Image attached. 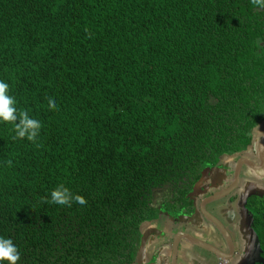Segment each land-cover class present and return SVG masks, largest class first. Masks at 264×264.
I'll list each match as a JSON object with an SVG mask.
<instances>
[{
    "label": "trees",
    "instance_id": "1",
    "mask_svg": "<svg viewBox=\"0 0 264 264\" xmlns=\"http://www.w3.org/2000/svg\"><path fill=\"white\" fill-rule=\"evenodd\" d=\"M0 79L42 122L36 143L0 123V235L22 247L17 264H132L160 205L184 201L206 166L253 143L264 9L0 0ZM62 183L87 202H51Z\"/></svg>",
    "mask_w": 264,
    "mask_h": 264
},
{
    "label": "flooded vegetation",
    "instance_id": "2",
    "mask_svg": "<svg viewBox=\"0 0 264 264\" xmlns=\"http://www.w3.org/2000/svg\"><path fill=\"white\" fill-rule=\"evenodd\" d=\"M263 124L264 120L258 127ZM252 146L225 154L216 165L206 166L184 201L176 204L171 200L169 209L167 203L160 205L159 218L146 221L142 227V235L148 232L143 264H173V258L174 264H181V256L189 253L193 254L191 264H264V192L241 191L247 166L264 167V147ZM229 187L227 194L212 198ZM162 196L161 202L164 193ZM211 217L221 222L229 236ZM177 235L181 236L175 246ZM188 235L211 244L216 251L192 243ZM132 264H138L137 255Z\"/></svg>",
    "mask_w": 264,
    "mask_h": 264
},
{
    "label": "clouds",
    "instance_id": "3",
    "mask_svg": "<svg viewBox=\"0 0 264 264\" xmlns=\"http://www.w3.org/2000/svg\"><path fill=\"white\" fill-rule=\"evenodd\" d=\"M252 4L258 8L264 9V0H251ZM49 104L52 107L57 106L55 96L49 97ZM19 121V122H17ZM11 122L14 124L15 138L24 139L36 143L42 128V122L29 115L27 109L18 108V101L11 94L10 84L0 79V123ZM8 166L12 165L11 160L6 161ZM73 201L85 204L86 198L80 194H74L72 190L60 184L51 193V202L71 206ZM23 254L22 247L14 241L13 238L0 235V264H17Z\"/></svg>",
    "mask_w": 264,
    "mask_h": 264
},
{
    "label": "crops",
    "instance_id": "4",
    "mask_svg": "<svg viewBox=\"0 0 264 264\" xmlns=\"http://www.w3.org/2000/svg\"><path fill=\"white\" fill-rule=\"evenodd\" d=\"M264 134V124L261 127H258L254 131V142L252 147H258L261 143V138ZM253 148V149H254ZM259 152V151H258ZM255 158V160H258L257 158V152H254L252 154ZM264 165V162L262 163ZM246 168V167H245ZM251 168V169H249ZM246 170V177L241 182V191H247L248 190H260L264 192V167H256V166H247ZM252 185H255L256 187L253 188ZM193 257L192 253H189V255H182L180 262L181 264H191V258Z\"/></svg>",
    "mask_w": 264,
    "mask_h": 264
},
{
    "label": "water",
    "instance_id": "5",
    "mask_svg": "<svg viewBox=\"0 0 264 264\" xmlns=\"http://www.w3.org/2000/svg\"><path fill=\"white\" fill-rule=\"evenodd\" d=\"M260 142H261V143L259 144V147H264V134H263V136H262ZM238 168H239V167H238ZM237 172H238V170H237ZM237 172H236V177H235L234 184H236V181H237V180H236L237 175H238ZM231 188H232V187H229V188H226V189L221 190V192H219V193L213 195L212 198L215 199V198H217V197H220L221 195L227 194L228 192H230ZM211 219H212V220H213V221L219 226V228L224 232L225 235L229 236L228 233H227V231L225 230V228H224L223 225L221 224V222H219V221L216 220V219H213L212 217H211ZM180 236H181V235H177V236H176V239H175V246L177 245V242H178ZM183 236H186V235H183ZM187 237H188V238L190 239V241H191L192 243H194V244L200 245V246L205 247L206 249H209V250L214 251V252L216 251V250H215L216 248H215L214 246H212L211 244L209 245V244H207V243H205V242H203V241L197 240L196 238H194V237H192V236H190V235H188ZM147 239H148V232L146 231V232H144L143 235H142L140 248H139V251H138V254H137V261H138V264H143V260H144L145 253H146ZM174 263H175V258H173V264H174Z\"/></svg>",
    "mask_w": 264,
    "mask_h": 264
}]
</instances>
